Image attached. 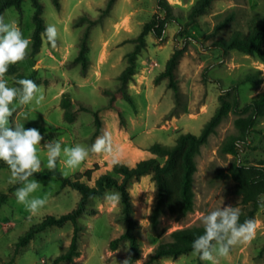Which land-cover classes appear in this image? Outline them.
Returning <instances> with one entry per match:
<instances>
[{
  "label": "rangeland",
  "instance_id": "rangeland-1",
  "mask_svg": "<svg viewBox=\"0 0 264 264\" xmlns=\"http://www.w3.org/2000/svg\"><path fill=\"white\" fill-rule=\"evenodd\" d=\"M44 7L46 25L57 27V44L53 47L43 37L41 51L33 54L34 6L31 0L24 1L23 12L10 8L4 13L8 21H15L23 34L30 38L26 58L14 65L13 73L4 74L8 86L18 87L16 76L32 77L40 86L44 99L21 105L14 101L15 108L9 117V126L23 125L24 128H38L44 139L38 146L41 171L48 169L46 142L60 141L62 146L80 144L89 150L95 143L96 124L93 112H77L73 122L64 118L61 101L65 93L70 94L75 109L82 105L94 111L102 110L101 116L113 145V153H93L75 171L64 174L62 158H58L59 169L67 177L92 167L95 163L102 171H110L112 163L123 162L133 165L150 155V148L160 143L174 146L180 135H200L205 125L214 116L220 105L223 89L248 74H257L261 83H248L241 87V102L245 104L264 94V62L253 54L231 51L228 55L214 46L218 39H228L236 31H249L253 19L264 17V0H222L195 20L190 11L197 0H167L178 18L171 24L164 40L153 35L147 37V47L137 58V69L128 91L134 106L117 94L120 75L128 66L127 55L135 48V39L146 23L158 12L159 0H117L108 15H103L109 0H60L57 9L52 0H39ZM233 16V21L220 32L216 27L224 19ZM90 20L97 23L91 25ZM89 31V65L86 71L78 62L82 43ZM183 56L177 74L181 87L182 102L177 104L169 80L157 81L166 64L176 50ZM212 79L205 82L203 73ZM219 80L221 82H215ZM114 104L124 116V123ZM107 107V108H106ZM177 108V114L173 110ZM236 116L230 114L202 147L197 157L198 170L195 174V208L180 221L169 215L161 219L160 235L150 224L151 210L155 200V183L151 175L133 180L130 193L135 204V217L140 223L139 237L143 252L134 264H144L147 255L159 243L172 239L170 234L191 226H204L203 217L210 211L225 206H239L242 199L236 194L235 183L219 178L221 171H227L234 161L247 165L264 163V117L259 118L250 137V145L243 144L239 157L223 154L221 148L227 138L237 134L234 125ZM9 166L0 161V192L8 194L7 202L0 208V264H53L55 259L69 249L73 226L52 228L39 235L12 262L16 246L21 237L34 225L48 216H61L76 209L81 196L53 176L34 178L41 187L32 195L46 200L45 205L35 214L18 203L15 196L18 183L10 181ZM22 187V185H21ZM106 193H119L115 204L102 198L90 202V210L81 218L85 229L80 241V257L67 264H126L130 245L122 243L117 250L111 249V242L125 231L121 219L122 204L120 192L109 189ZM264 205V201L262 203ZM260 207L254 219V237L245 243L233 246L226 257H220L219 264H264V206ZM156 264H210L191 253L178 258L167 257Z\"/></svg>",
  "mask_w": 264,
  "mask_h": 264
},
{
  "label": "trees",
  "instance_id": "trees-1",
  "mask_svg": "<svg viewBox=\"0 0 264 264\" xmlns=\"http://www.w3.org/2000/svg\"><path fill=\"white\" fill-rule=\"evenodd\" d=\"M27 0H0V15L4 16L6 10L15 8L23 12L22 5ZM35 9L33 21L35 30L33 33V54L41 51L45 28L47 27L43 17L44 7L39 0H31ZM57 9H61L60 0H52ZM117 0H109L103 15H108ZM222 0H197L190 11V18L195 20L198 16L209 12L214 4ZM237 1V0H228ZM158 12L151 21L145 24L140 35L135 39V48L127 55L128 66L120 75V94L125 100L134 106L133 97L128 91V85L132 81L137 69V58L147 47V37L153 35L158 40H164L168 27L178 22L174 14L173 7L167 0L158 1ZM233 21V16H229L219 23L215 32H220ZM91 25L97 22L90 20ZM89 31L86 32L82 50L77 58L82 62L84 71L89 65L88 52ZM214 46L228 55L231 51H238L243 54H253L264 62V17L260 20L253 19L249 25V31H236L228 39H218ZM183 56L182 50H176L166 64L165 70L158 76L157 81L169 80L170 87L174 90L177 104L181 105V87L178 80V68ZM13 68L8 69L7 74L13 73ZM208 68L203 73L205 82L212 79L207 75ZM257 74H248L244 78L234 81L230 87L223 89L220 95V105L214 116L205 125L200 135L184 133L179 136L174 146H167L160 143L154 144L150 148V155L136 161L133 165L123 162H113L110 171H102V166L95 163L92 167L86 168L74 176L67 177L59 169V161L55 169H45L34 174V178L43 176L56 177L62 187H70L79 192L80 203L75 210L61 216H48L37 225L31 227L23 235L16 246L12 262L19 255L22 248H26L37 237V235L52 229L63 228L68 224L73 226V235L69 249L60 254L53 264L73 263L80 257V241L84 232V225L81 218L90 210V202L94 198H102L109 189H116L121 195L122 215L121 219L125 225V231L112 240L111 249L117 250L122 243H129V258L126 264H134L143 252L140 237L138 235L141 228L139 221L135 217V204L130 193V184L133 180L140 179L146 175H151L155 183V200L151 210L150 224L153 230L160 235L165 234L169 229H161V219L169 215L175 221H180L195 208L194 180L198 170L197 157L201 154L202 147L207 145L212 135L217 133L218 127L230 116L234 114V121L237 134L227 138L221 148L223 154H231L235 158L239 157V151L243 144L250 145V137L255 132V125L259 118L264 117V94L252 99L245 104L241 102V87L248 83H261ZM32 79V77L18 74L16 84L20 79ZM35 81V80H34ZM213 81V80H212ZM37 85L39 84L35 81ZM214 82V81H213ZM215 82H221L216 80ZM18 87H20L17 84ZM61 106L64 109V118L68 122H73L77 112H93L96 124L95 137L98 138L107 133L106 124L101 116L102 110L94 111L92 108L82 105L75 109L70 94L63 95ZM107 108V107H106ZM109 108L115 109L124 123V116L121 110L115 106L114 98ZM177 114V108L173 110ZM219 178L229 179L235 183V192L242 199L243 208L241 210L240 222L254 220L263 201L264 196V163L257 165H247L240 161H234L227 171H221ZM18 183L14 189L21 187ZM8 194L0 192V208L7 202ZM204 232V226H191L177 229L170 234L171 241L159 243L147 255L144 264H156L161 259L167 257L178 258L184 254L191 253L193 241Z\"/></svg>",
  "mask_w": 264,
  "mask_h": 264
},
{
  "label": "clouds",
  "instance_id": "clouds-1",
  "mask_svg": "<svg viewBox=\"0 0 264 264\" xmlns=\"http://www.w3.org/2000/svg\"><path fill=\"white\" fill-rule=\"evenodd\" d=\"M44 35L55 47L58 35L56 25H47ZM29 45L30 38L23 34L18 24L0 15V161L9 166L10 181L22 184L15 192L18 203L35 214L46 203L44 198L32 195L41 187L33 177L41 171L38 146L44 137L38 128L26 129L23 125L10 127L9 117L15 108L14 101L21 105L33 101L39 104L44 96L40 92V86L32 79L18 80L20 87H10L4 79L10 65L26 58ZM44 146L47 149V168L55 169L58 158H62L65 175L69 171H75L89 156V151L106 154L114 151L108 133L98 137L90 150L80 144L62 146L57 140L46 142ZM119 198V193L105 194V201L111 204H115ZM260 199L264 201V196ZM240 215L239 206H225L206 214L203 217L204 232L193 241L192 255L199 256L200 260L210 264H219L218 258L228 256L233 246L250 241L255 235L256 223L251 219L241 223Z\"/></svg>",
  "mask_w": 264,
  "mask_h": 264
}]
</instances>
